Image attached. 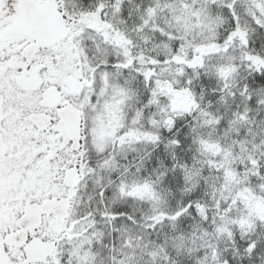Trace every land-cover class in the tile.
Wrapping results in <instances>:
<instances>
[{"label": "snow or ice", "instance_id": "snow-or-ice-1", "mask_svg": "<svg viewBox=\"0 0 264 264\" xmlns=\"http://www.w3.org/2000/svg\"><path fill=\"white\" fill-rule=\"evenodd\" d=\"M0 264H264V0H0Z\"/></svg>", "mask_w": 264, "mask_h": 264}]
</instances>
